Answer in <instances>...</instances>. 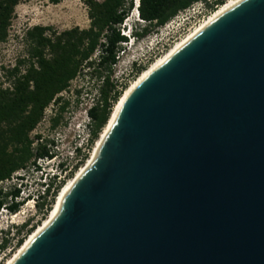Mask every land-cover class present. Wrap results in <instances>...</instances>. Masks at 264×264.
<instances>
[{
	"label": "water",
	"instance_id": "water-1",
	"mask_svg": "<svg viewBox=\"0 0 264 264\" xmlns=\"http://www.w3.org/2000/svg\"><path fill=\"white\" fill-rule=\"evenodd\" d=\"M11 264H264V0L148 71Z\"/></svg>",
	"mask_w": 264,
	"mask_h": 264
},
{
	"label": "trees",
	"instance_id": "trees-1",
	"mask_svg": "<svg viewBox=\"0 0 264 264\" xmlns=\"http://www.w3.org/2000/svg\"><path fill=\"white\" fill-rule=\"evenodd\" d=\"M58 3L61 0H48ZM88 6L89 26H73L63 30L51 26L34 25L25 32L26 54L8 70V85L0 86V182L9 179L18 169L34 165L33 158L50 157L43 144L32 148L29 132L35 128L49 104L60 103L62 91L84 68L101 79L99 97L88 109L91 120V140L105 126L120 93L110 81L121 42L125 36L120 33V24L133 8V0H85ZM199 0H139V17L146 22L142 34L149 28L164 25L178 11L188 8ZM206 3L210 0H203ZM226 0H211L207 6H214ZM19 0H0V42L7 37L14 6ZM139 34V35H142ZM97 55L94 56V54ZM143 66L135 67L136 72ZM61 106L60 109H63ZM60 181L51 193L53 198L63 184ZM18 188L3 191L0 188V209L6 207L16 211ZM49 193L37 203L39 209ZM28 222L22 224L25 227ZM34 228L30 225L28 231ZM19 232V230H18ZM17 240V245L22 243ZM8 239L2 238L0 248L6 247Z\"/></svg>",
	"mask_w": 264,
	"mask_h": 264
},
{
	"label": "rangeland",
	"instance_id": "rangeland-1",
	"mask_svg": "<svg viewBox=\"0 0 264 264\" xmlns=\"http://www.w3.org/2000/svg\"><path fill=\"white\" fill-rule=\"evenodd\" d=\"M210 2L211 0L207 3ZM207 3L199 0L188 8L178 11L164 25L150 27L148 32L137 37L133 43L127 38L120 43L121 49L110 75V81L115 84V89L120 95L142 72H136L135 67L140 65L143 66L142 69L147 68L212 11ZM133 19L129 11L119 26L120 33L124 23L131 24ZM34 25L51 26L58 31L73 26L86 28L89 26L87 3L85 0H61L58 3H51L48 0H19L11 15L7 37L0 42L1 87L8 85V70L19 58L25 56L27 49L25 32ZM100 87L101 79L97 74L90 73L88 68L82 69L70 81L69 87L60 94V103L49 104L40 121L29 132V138L33 141L32 148L35 149L37 144H43L50 153V159L38 160L40 165H35L38 170H35L33 164L24 169H18L9 179L0 183V188L4 192L18 188L19 194L15 200L20 202L16 211H10L6 207L0 209V236L5 234L6 229L12 227V231L5 236L8 239L6 247L0 248V264H3L17 249L19 246L17 240L19 238L24 240L28 235L30 225L36 227L53 208L61 188H58L53 198L48 197L43 200L41 209L37 207V203L41 204L42 201L34 203L31 197L24 199L29 194H35L40 173L47 168L46 164L54 167L58 161H65L64 184L74 176L92 153L95 140L104 126L95 138L91 140L90 137L87 144L82 147L79 145L85 134V126L90 127L91 120L87 112L98 99ZM61 106H64L63 109H60ZM33 160L36 162L37 158L34 157ZM25 222L28 224L21 228Z\"/></svg>",
	"mask_w": 264,
	"mask_h": 264
},
{
	"label": "bare ground",
	"instance_id": "bare-ground-1",
	"mask_svg": "<svg viewBox=\"0 0 264 264\" xmlns=\"http://www.w3.org/2000/svg\"><path fill=\"white\" fill-rule=\"evenodd\" d=\"M240 0H226L224 3L217 6V8H214L213 11H211L199 24H197L189 33H187L184 37H182L180 40L176 41L174 45H172L166 53H164L160 58L153 61L147 68L143 69L142 72L138 75L136 79L125 89V91L120 95L117 102L115 103L110 116L108 118V121L106 122L105 126L103 127L102 131L100 132L99 137L95 140V144L93 147V151L90 154V156L86 159L84 164H82L78 170L75 172L74 176L70 177L66 183L63 184V186L60 189V192L58 193L55 203L53 205V208L49 212V214L42 220L41 223H39L36 227H34L31 232L28 233V235L24 238L23 242L17 247V249L14 251V253L7 258V260L3 264H11V262L20 255V253L26 248V246L32 241V239L41 231L43 230L47 224L52 220V218L55 216L57 211L59 210L60 204L63 200V198L68 194L71 187L74 185L76 180L81 176V174L86 170V168L90 165L93 158L95 157L97 150L107 132L109 129L112 120L115 116V113L126 96V94L130 91V89L152 68H154L157 64L162 62L169 54L172 53L179 45H181L183 42H185L187 39H189L194 33H196L198 30H200L202 27H204L207 23H209L211 20H213L216 16H218L220 13L234 5Z\"/></svg>",
	"mask_w": 264,
	"mask_h": 264
},
{
	"label": "clouds",
	"instance_id": "clouds-1",
	"mask_svg": "<svg viewBox=\"0 0 264 264\" xmlns=\"http://www.w3.org/2000/svg\"><path fill=\"white\" fill-rule=\"evenodd\" d=\"M138 5H139V0H138ZM145 25L146 23L141 18L136 17L133 19L132 23L129 25V28H128V34L131 36L132 40H135L137 37L140 36L139 34H142L143 29L145 28ZM90 137H91L90 127L85 126V134L82 138V142L79 145V147H82L83 145L87 144ZM46 165H47V168H44L40 173L38 188L35 191V193L40 196H45L47 193H49L51 186L54 184L57 178L61 175V173L65 171V168H66L65 161H58L54 167L53 165L48 166V163ZM32 196L33 194H29L25 196L24 199L26 198L29 199L30 197H31L30 199H32ZM9 231H12V227H10V229L5 230V234L3 236H0V240L3 237H5L7 234H9Z\"/></svg>",
	"mask_w": 264,
	"mask_h": 264
},
{
	"label": "built area",
	"instance_id": "built-area-1",
	"mask_svg": "<svg viewBox=\"0 0 264 264\" xmlns=\"http://www.w3.org/2000/svg\"><path fill=\"white\" fill-rule=\"evenodd\" d=\"M202 3V2H201ZM213 11V10H212ZM43 159H49L47 156H45V157H38L37 158V161L35 162V164L33 165L34 167H35V170H38L37 169V167L35 166V165H40V162H38V160L39 161H43ZM65 172H66V170L65 171H63L62 173H61V175L57 178V180L54 182V184L51 186V188H50V190H49V194L47 195V197L46 198H48V197H51V193L53 192V190L55 189V186L56 185H58L59 183H60V181L61 180H63V178H64V174H65ZM2 182V181H1ZM0 182V183H1ZM61 188V187H60ZM58 191V190H57ZM42 196H40V195H38V194H33V196H32V200H33V202L35 203V202H38V201H41L42 200V198H41Z\"/></svg>",
	"mask_w": 264,
	"mask_h": 264
}]
</instances>
